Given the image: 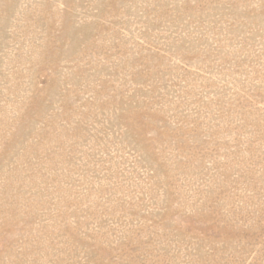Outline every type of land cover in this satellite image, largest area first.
Wrapping results in <instances>:
<instances>
[{"label": "rangeland", "instance_id": "374dc122", "mask_svg": "<svg viewBox=\"0 0 264 264\" xmlns=\"http://www.w3.org/2000/svg\"><path fill=\"white\" fill-rule=\"evenodd\" d=\"M0 264H264V0H0Z\"/></svg>", "mask_w": 264, "mask_h": 264}]
</instances>
